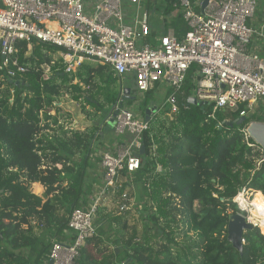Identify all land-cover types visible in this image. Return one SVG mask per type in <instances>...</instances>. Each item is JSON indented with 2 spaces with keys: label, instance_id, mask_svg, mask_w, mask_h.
I'll list each match as a JSON object with an SVG mask.
<instances>
[{
  "label": "trees",
  "instance_id": "obj_1",
  "mask_svg": "<svg viewBox=\"0 0 264 264\" xmlns=\"http://www.w3.org/2000/svg\"><path fill=\"white\" fill-rule=\"evenodd\" d=\"M175 2L163 0L159 7L161 28L180 40L189 28L181 14H174ZM144 44L152 46L154 39L146 37ZM54 51L32 42L25 57L22 43L18 61L28 72L14 79L19 86L0 69V264H43L52 241L64 240L71 212L87 206L86 180L101 161L92 147L97 128H63L60 98L69 95L105 114L119 98V79L107 67L84 64L70 76L55 73L42 80L38 68L51 62ZM196 68L188 70L177 97L187 109L171 116L166 109L157 112L142 134L144 154L133 182L143 203L136 212L141 232L128 226L130 212L107 221L106 209L98 208L96 236L85 242L79 264H264L260 227L244 232L241 255L227 242L229 217L245 213L232 200L243 190L264 199V162L258 165L263 154L247 146L237 114L220 129L223 114L212 120L210 106L189 103ZM145 95L142 113L153 102L152 92ZM33 184L42 187L41 196L32 193ZM104 223L115 228L112 236Z\"/></svg>",
  "mask_w": 264,
  "mask_h": 264
},
{
  "label": "built area",
  "instance_id": "obj_2",
  "mask_svg": "<svg viewBox=\"0 0 264 264\" xmlns=\"http://www.w3.org/2000/svg\"><path fill=\"white\" fill-rule=\"evenodd\" d=\"M142 2L0 0V69L6 80L15 81L28 72L18 61L21 44L26 47L25 57L31 54L32 42L46 44L55 51L51 62L38 68L42 80L55 73L75 74L85 63L107 67L119 80L133 76L138 93L164 87L165 97L150 115L166 109L171 116L180 108L187 109L188 104L179 106L177 97L183 94L188 70L196 66L189 100L210 106L208 118L212 120L217 113L223 114L224 122H217L220 129L230 114L243 118L238 131L248 147L263 154L246 130L253 123L264 124V114H259L264 110V57L255 50L256 43H264V6L257 13L259 0H176L173 12L181 14L188 31L179 40L168 29L150 46L144 44L150 28L149 15L140 8ZM112 125L116 134H127L131 140L119 145L115 153L102 155L101 189L84 210L71 212L64 240L52 241L43 264H79L85 242L96 236L95 220L103 202L113 200L118 215L132 212L131 184L141 166L138 151L148 122L122 107ZM262 162L264 156L258 165ZM132 217L137 219L138 214Z\"/></svg>",
  "mask_w": 264,
  "mask_h": 264
},
{
  "label": "rangeland",
  "instance_id": "obj_3",
  "mask_svg": "<svg viewBox=\"0 0 264 264\" xmlns=\"http://www.w3.org/2000/svg\"><path fill=\"white\" fill-rule=\"evenodd\" d=\"M162 4H163V0H143L142 5L140 7L143 12L145 11L149 15L148 24H149V28H150V37L151 38L158 37L161 34V32H160V30H161V12L159 10V7L162 6ZM260 11H261V8L258 7L257 13H260ZM139 43H141V42H139ZM259 56L264 57V53H261V51H260ZM55 58H58V56L56 54H55ZM85 64L93 65L91 63H85ZM122 82H123L124 87H128L131 89V92H132L131 96L135 97V99L133 101H131V104L126 101L123 104V108L132 111L135 115H137V117H142L143 116L142 105H143V101H144L146 95L138 93L135 90L134 83H133V76L126 77ZM163 91H164V87H161L160 89H156L155 91L152 92V100L151 101H153V102H150L151 104H149L147 108L154 107L155 111L158 109L159 105H161V103H162V99H164ZM128 101H130V100H128ZM58 106L61 107L62 111H63L62 114H60V125L67 130L68 129H73V130L74 129H88V128H90V129L97 128V129L101 130L102 128L103 129L107 128V123H105V119L107 117V114H105V109H103L101 112H96L93 108L86 106L83 103V101H81L80 103H75V102L71 101L69 95H63V97H61L59 100ZM50 114L53 115V113H50ZM96 148H97L96 155L98 156L102 150L98 147H96ZM30 189H31L32 193L36 195V193L33 192L34 189L33 190H32V188H30ZM138 195L139 194L137 191V187L134 184L132 187V190L130 192V196H131L132 202L134 204L133 205L134 210H132V212L130 214V218H128V226L137 225L138 226V232L140 233L142 220H140L139 215H138L137 219L132 217L133 214H135L137 212V209H138V211L142 210L143 203H141L137 200ZM241 195L243 197H245L246 199L251 198V194H249L247 196L246 194L241 193ZM232 203L235 205V208H237V206L239 209L241 208V207H239L240 205L236 201L235 198H234V200H232ZM112 207L113 206H110L109 209H106V212H104V215L106 216L105 219L107 221L109 220L110 217L116 216L114 211L111 210V209H113ZM245 213L243 214V213L239 212V214H241L245 218L250 219V217L252 215L260 216L262 214V211H261V208H251V209L249 208V210L245 211ZM144 214L145 213L143 212L142 215L144 216ZM99 218H100V214L98 213L96 216V220ZM95 225L98 226L99 224L97 225L95 223ZM259 225H260V221H257L255 223V227H258ZM109 227L110 226L107 223H104L103 230L105 231V233L107 235H108V233H111L109 235L112 236V234L115 233L116 230L114 227L112 229ZM253 229H258V228H253ZM260 229H261L262 233L264 234V229L262 228V226L260 227ZM261 231L259 230V233H261ZM126 234H127V236H129L130 230H127Z\"/></svg>",
  "mask_w": 264,
  "mask_h": 264
},
{
  "label": "crops",
  "instance_id": "obj_4",
  "mask_svg": "<svg viewBox=\"0 0 264 264\" xmlns=\"http://www.w3.org/2000/svg\"><path fill=\"white\" fill-rule=\"evenodd\" d=\"M259 3L260 4L261 3L264 4V0H259ZM160 32L162 34V28H161ZM161 34L159 36H161ZM158 37L153 38L154 39V43H155V39H157ZM255 50L258 51V53L260 51H261V53H264V43H262V42L256 43L255 44ZM93 65L94 66H99V65H96V64H93ZM101 67H103V66H101ZM68 76H70V75H68ZM124 79L117 81V87H118L117 89H118V92H119V98H118V100L116 101L115 104H117V102L119 103V101L121 100L120 93L123 91V89L124 88H128V87H124L123 86V82L122 81ZM77 82H78V79H75L72 82V84H76ZM133 83H134V79H133ZM134 88H135V86H134ZM160 88L161 87L159 86L158 89H160ZM130 94H132V92ZM165 94H166V91H165V88H164V91H163L164 97H165ZM125 102L126 101H124L123 103H125ZM115 104L113 106H115ZM107 117L105 119V123H107V128H105V129L102 128L101 130L97 129V132L95 134V138L92 141V147L94 149V154H95L96 157H98L100 159H101V157H102V155L104 153H115L116 148L119 145L125 144V143H127V142H129L131 140V137L129 135H127V134H123V135L116 134L114 132L112 123H110V121H107ZM142 118H143V116H142ZM96 147H98V148H100L102 150L101 153L98 156L96 155V151H97ZM92 162H94V161L92 160ZM95 165H96L95 168L92 171L89 172L90 174H88V177H87V180H86V188H88V192H87V195H86L85 199H86L87 206L91 203L92 199L97 195L98 191L101 189V186H102L100 163L95 164ZM133 182H134V179L132 181L131 186L134 185ZM35 187H37V188H35ZM31 188H32V190L34 189L33 192L36 193L37 196H41V194L43 192V189H42V187L39 184H33L31 186ZM113 204H114L113 200H112L111 203H109V201H105L102 204H100L101 206L99 208L109 209L110 206H113L112 207L113 209H111V210L114 211L115 215H118V214H116V210L114 209L115 207H114ZM132 210H134V209H132ZM130 214H129V216H130Z\"/></svg>",
  "mask_w": 264,
  "mask_h": 264
},
{
  "label": "water",
  "instance_id": "obj_5",
  "mask_svg": "<svg viewBox=\"0 0 264 264\" xmlns=\"http://www.w3.org/2000/svg\"><path fill=\"white\" fill-rule=\"evenodd\" d=\"M11 84L15 86H19L22 84L19 81H9ZM131 89L124 88L121 95V100L119 101L118 108L112 106L110 111L108 112L107 116H111L110 123H112L115 116L118 114L119 110L123 107L124 101H133L135 97L131 96ZM190 104H198L194 98H190ZM154 111V107L147 108L143 113V120L148 122L150 119V114ZM244 122L243 118H240L237 122L238 125ZM225 126H230L229 123H225ZM247 134L251 141L258 145L262 151L264 156V124L262 123H253L250 124L247 128ZM144 154V146L141 145L140 150L138 151V156H142ZM238 210V209H237ZM239 211V210H238ZM256 228L252 226L244 216L239 214V212L232 214L229 217L228 224H227V242L231 244V247L236 250L240 255L242 254V246L244 243L243 234L245 231L253 230ZM48 264H51L49 262Z\"/></svg>",
  "mask_w": 264,
  "mask_h": 264
},
{
  "label": "bare ground",
  "instance_id": "obj_6",
  "mask_svg": "<svg viewBox=\"0 0 264 264\" xmlns=\"http://www.w3.org/2000/svg\"><path fill=\"white\" fill-rule=\"evenodd\" d=\"M244 193L245 192H241ZM241 193L239 195H237L235 197L236 201L239 203V207H241L240 209L242 211H247L249 210V208H261L262 214L260 216H254L252 215L249 218H246V220L252 225L255 226V223L257 221H260V225L262 226V228L264 229V199L262 198L260 193H256V194H251V198L250 199H246L245 197H243L241 195ZM258 227H261V226Z\"/></svg>",
  "mask_w": 264,
  "mask_h": 264
}]
</instances>
